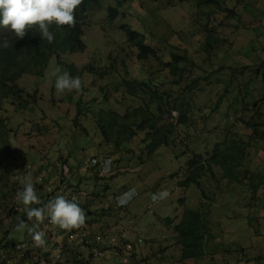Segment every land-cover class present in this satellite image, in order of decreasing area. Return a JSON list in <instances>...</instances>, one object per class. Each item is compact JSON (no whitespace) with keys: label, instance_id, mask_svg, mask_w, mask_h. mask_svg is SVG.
<instances>
[{"label":"rangeland","instance_id":"374dc122","mask_svg":"<svg viewBox=\"0 0 264 264\" xmlns=\"http://www.w3.org/2000/svg\"><path fill=\"white\" fill-rule=\"evenodd\" d=\"M102 1V9H92L85 25L86 50L72 54L70 61L83 66L89 61L102 58L104 65L107 66L112 62V57H108V53L112 52L113 56L116 55L113 60L117 66L115 69L116 79L120 78V72L125 73L126 70H130L131 76H136L139 67L144 71L152 69L156 75H164L165 69L160 70L162 65L160 60L150 57L142 62L137 56V49L124 42V36L119 27L122 22H128L135 29L145 33L150 44L159 48L163 57L170 53L172 46H178L181 49L188 47L192 58L190 62L194 63H190L187 67L191 72L190 76L195 79L199 78L201 84H204V79L201 78L205 76H209L211 80L210 84L204 85V91L195 92L196 108L200 111L196 128L198 131L194 132L190 138L185 137L183 145L180 143L164 145L158 148L153 155L141 149L140 136L143 135V132L127 144L123 152L117 151L113 145L105 143L94 125L92 114L87 115L83 120L82 125L86 127V131L79 129L77 133L70 134L73 133L74 127L72 123L67 124V121L75 116L76 103L66 99L68 96L66 93L69 91L65 90L61 93L55 88L56 79L62 74H60L54 57L51 59L44 77L28 74L21 77L18 82L26 92H36L37 106L40 110L38 109L36 112L23 109L15 110L11 104L6 103L7 111L4 115L9 116V126L12 130L8 140L10 149L0 152V159L7 155L4 165L9 168V173L2 176L5 180L0 182L2 227L10 220L15 219L12 215H8L13 205V196L10 192L8 197L4 195L5 198H3V189L16 180L17 176L20 178L26 176L27 172L20 170L22 165L28 166V168L31 165L36 168L41 160V163L58 166L53 169L58 171L59 166L62 165L58 160V155L63 154L66 157L67 154L56 148L58 143L63 142L65 138L69 142L67 144L66 142L60 143L61 147L71 150L82 160H88L95 156L88 162H91L92 165L100 163L97 169L102 167L103 162H107L110 165L108 175L117 174L112 187L103 191L106 194L86 198L89 191L93 193L101 189L102 184L98 183L97 186L93 185L80 197L84 200L83 202H91L90 208L95 210V217L101 224V229H109L105 235L115 233L117 236L111 235L109 242L119 244L121 249L115 251L114 254L107 253L105 258L114 255L115 258L111 259L112 264H129V261L126 263L125 260L133 254L137 264H144L143 262L154 264L153 262L163 257H165V261L162 264H178L176 261L181 257V254L169 240V237L172 236V227L180 223L186 207L196 209L200 201V191L195 183H191L187 187L179 185V181L184 179V170L191 151H202L201 153L205 154L204 148L216 141L214 133L220 134L224 129L226 132V129L233 128L235 132L244 136L252 133L251 129L237 119L243 110L238 111L237 116L233 113L236 112L234 111L235 102L240 101L241 98L237 94V86L243 88L249 82V87L253 89H250L251 95H243L238 108L249 106V102H252L255 96L264 93L261 78L258 77L259 81L254 79L253 82H250L249 80L254 76L253 72L255 71H251V69L264 61V0H227V6L236 10L239 19L232 18L228 11L222 12L213 7L216 10L213 12L214 19L218 20L216 24L219 43L212 55H208L204 50L205 32L200 30L201 26L191 25V20H197L199 9H206L204 3L197 8L188 1L179 3L178 0H133L122 7V17L110 23L107 20V12L104 11L111 5L112 0ZM251 4L254 6L252 12L249 11L250 6H248ZM6 31L9 32V29ZM117 46H119V50L115 49ZM246 65H249L248 72L245 76L240 72L235 73L236 76L232 78L231 82L234 87L232 86L227 98L222 100L223 107H228L229 104L233 105L231 110L233 118L228 119L219 112H215L213 108L216 106V100L220 93L223 92V85L230 80L234 73L232 68ZM222 66L225 67L219 70ZM262 71L264 69L260 70V72ZM83 83L87 90L83 94L75 93L74 98L78 99L81 95L83 102L91 106L92 110L100 107L99 103L95 105L94 102L93 104L92 99L98 97L102 100V86L111 92L109 100L103 101L101 104L106 110L112 109V106L118 105V103L119 109L124 110L132 100L126 98L122 90H113L114 86L109 82V78L99 79L88 73L84 76ZM174 115H177L176 112ZM246 116H250V114L247 113ZM214 125L218 126L216 130L213 129L209 132L207 137L202 135ZM63 132L69 133L64 134ZM71 135H76L74 141H72ZM181 137H179L180 141ZM185 143L190 145L188 151ZM127 148L132 151L126 152ZM259 150L258 147L252 152L254 166L263 165L262 162H264V153ZM107 153L109 155L106 157ZM118 159L120 161H117ZM69 165L71 166V164ZM108 167L106 166L105 170ZM83 171L84 169L81 170L80 176H83ZM88 174H92V172L88 171ZM66 180L73 184L76 182L74 175L67 177ZM19 182L22 184L20 179ZM217 183L218 179L211 180L213 191ZM119 187L120 189L125 188V192L135 188L137 192V195L122 207L117 206L115 202V195L118 193ZM164 190L168 191V197L154 202L153 194ZM221 194L218 200L228 201L226 198L229 196H233L235 199L233 202L229 201L233 208L229 210L228 219L213 228V234H216L213 245L220 246L222 249L225 247L243 248L240 253L232 252L226 257L228 264H264V235L255 236L256 232L249 225V220L243 218L249 210L235 205L240 198L245 196L236 197V194L231 190ZM182 198L185 199L184 204ZM244 200L248 202L247 197ZM259 207L261 211L258 213V220L262 222L260 226L261 231L264 232V203L262 202ZM262 207L263 209H261ZM103 212L106 214L102 218ZM240 212L241 214L235 218L229 219ZM99 223H94V227L98 228ZM22 232L23 230H16L11 236L21 240L23 236L16 234ZM128 241L132 242L134 247L130 243L131 247L127 249ZM166 245L167 248H165ZM160 248H165L163 254ZM7 250L9 256L13 255L12 251ZM155 251L158 252L154 254ZM3 253L2 250L0 264L4 261ZM147 256L150 259L148 261ZM102 257L95 260L93 264H104ZM37 259V257H32L26 261V264H36ZM222 261L223 258L219 253L213 260L212 255L209 254L204 259L187 261L186 264H222Z\"/></svg>","mask_w":264,"mask_h":264},{"label":"trees","instance_id":"16d2710c","mask_svg":"<svg viewBox=\"0 0 264 264\" xmlns=\"http://www.w3.org/2000/svg\"><path fill=\"white\" fill-rule=\"evenodd\" d=\"M133 0H112L111 5L104 11L107 12V20L112 23L117 18L122 17V7L128 2ZM179 3L188 1L195 7H200L203 3L206 4V9H199L197 20H191V25L200 27L204 31L205 39L203 40L204 50L208 55H212L218 47L219 35L217 29V19H214L213 12L216 7L220 11H228L230 16L239 19L236 10L227 6V0H178ZM102 0H83V3L75 12L76 25L75 27H63L57 29L55 25L51 27L54 33V42L48 43L47 40H42L41 36L36 29L30 30L23 39H15V36L6 31L7 28L0 26V38H9L12 47L7 49L0 48V152L10 149L9 147V133L12 128L9 126L8 117L4 113L7 111L6 103L12 105L15 110H30L36 112L40 108L37 106L38 97L36 92H26L23 87L19 86L18 82L21 77L33 74L37 77H44L49 67L52 58H56L57 64L60 69V74L68 72L72 77L79 76L84 79L86 74H92L95 78L105 79L109 78V82L113 83V90L123 91L125 97L131 98L126 109H119V103L114 104L112 109L106 110L102 107V102L109 100L111 92L105 86L101 87L103 94L102 100L94 97L92 102L95 105L100 104V107L92 110L91 106L85 104L82 97L74 98L77 91L73 90L66 97L69 101L76 103L75 116L68 119L67 124H73V133H77L79 129L86 131L83 124L86 116L92 114L94 125L99 130L103 140L107 144L113 145L117 151L123 152L125 146L129 144L141 132L140 136L142 143V150L149 152L153 155L158 148L164 145H176L180 143L183 145L185 137L194 135L198 126L199 109L196 108L195 92L204 91L205 86L211 83L209 76H205L204 84H201L199 78H192L190 70L187 69L192 61L189 54V48L181 49L178 46H172L170 53L165 57L160 49L150 44L148 36L132 27L128 22L120 24V30L124 36V42L133 48L137 49V56L140 61H146L150 57H155L162 63L160 70L165 69L164 75H156L152 69L144 71L141 67L138 68L136 76L130 75V70L125 73L120 72V78L116 79L115 69L117 66L114 64L112 52L108 53V57H112V62L107 66L104 65L102 58L89 61L83 66L77 65L74 61H70V56L74 53L84 52L87 44L84 40L85 25L90 17L92 9H102ZM250 6L249 11H253V4ZM209 7V9H207ZM104 10V9H103ZM195 17V15H194ZM194 19V18H193ZM151 33V32H150ZM115 49L119 50V46ZM124 61V60H123ZM191 64H194L193 62ZM248 66L233 67L234 73L230 80L223 85V92L220 93L219 98L216 100V106L213 108L215 112H219L226 118H233L231 110L233 105L229 104L228 107L222 106V100L227 98L231 92L233 84L232 78L236 76L235 73L240 72L244 75L248 72ZM222 66L219 68L221 70ZM264 69L263 63L255 66L251 71L255 70L254 76L249 80L250 82L259 81L261 78L262 91L264 90ZM262 75V76H261ZM259 77V78H258ZM84 85V83H83ZM249 82L245 87L237 86V94L241 97L240 101L235 102L233 114L237 116L238 111L242 114L237 116L243 125L252 130L251 134L246 136L235 132L233 128L226 129L219 133H214L216 141L207 145L204 148L205 154L202 151L192 150L184 170V179L179 181V185L187 187L191 183H195L200 191L199 206L196 209L185 208L181 221L178 225L172 227V236L169 237L171 245L177 247L181 257L176 261L178 264H186L187 261L199 260L206 258L209 254L212 255V260L220 253L223 258L222 264H228L227 256L232 252L240 253L243 248H229L222 249L220 246L213 245L216 239V234H213V228L221 225L229 217V210L232 209L229 201H234L233 196L226 198L228 201L218 200L221 193L228 190L233 191L236 197L243 195L235 205L249 210L244 219L249 220V225L254 228L256 234L263 236L264 232L261 231L262 222H259V205L264 203V162L263 165L257 164L254 166L252 152L259 147V151L264 153V93L260 96H255L249 106H242V97L245 94L251 95ZM234 87V86H233ZM236 87V86H235ZM87 89L85 85L79 91L83 94ZM237 100V99H236ZM239 100V98H238ZM240 109V110H238ZM176 112V116L174 115ZM249 113L250 116H246ZM40 117V116H39ZM218 126H212L205 131V137L213 129L216 130ZM72 129V128H70ZM64 134L69 132H63ZM182 136V137H181ZM199 136V135H198ZM181 137V141L179 140ZM76 135H71L74 141ZM61 144L69 142L65 138ZM58 143L57 148L59 151H65L67 156L63 154L58 155V160L63 164H67L70 171L76 178L75 187L76 192L79 194L80 207L86 215H95V210L90 208V201L80 199L81 194L89 191L98 183L102 184L101 189L97 192L91 193L86 196L93 197L95 195L106 194L103 191L111 188L114 184L115 174L111 177L100 176L97 166L100 163L92 165L88 160H82L79 155H76L71 150H67ZM187 151L190 149L189 144L185 143ZM62 148V149H61ZM130 152L131 149H126ZM109 155L107 153L106 157ZM114 155V154H113ZM122 155V154H121ZM71 157H73L71 159ZM95 157V156H94ZM126 157V156H125ZM124 157V158H125ZM7 155L0 159V182L5 180L3 174L9 173V168L4 163L7 161ZM41 161V160H40ZM38 162L37 167L31 166L28 174H31L35 186L36 193L41 200V205H31V207H40L46 204L57 193L69 197L74 185L66 180L69 177L64 173V167L59 166L58 171L53 170L58 166H54L45 162ZM117 161H120L118 159ZM86 162V163H85ZM41 163V164H40ZM71 164V166L69 165ZM7 167L5 170L4 168ZM26 166L22 165L20 170H24ZM84 167V168H83ZM84 169L83 176H80L81 170ZM91 171L92 174H88ZM26 174V176L28 175ZM33 174V175H32ZM104 179V180H103ZM218 179V183L213 191L211 180ZM93 183V184H92ZM92 184V185H91ZM23 187L19 180H14L11 184L7 185L3 190V198L11 196L15 191ZM249 192V193H247ZM246 193V194H245ZM245 194V195H244ZM248 202H245V198ZM182 203L185 199L182 198ZM241 204V205H240ZM263 209V207L261 208ZM17 213L16 215H13ZM235 214L231 218H235ZM8 215H12L15 219L7 222L2 227L3 221L0 218V252L3 250L4 261L1 264H26L30 259V251L15 249V243L19 241L12 237L11 234L17 230V224L23 219L28 226H32L35 222L28 221L27 215L22 205L19 211L12 208ZM87 218V216L85 217ZM91 219H96L92 217ZM86 220V219H85ZM173 221V219H171ZM256 220V223H255ZM88 221V220H87ZM48 223V220H47ZM53 224L48 223V226L41 224V229L46 230ZM63 230V229H62ZM62 230L60 233H62ZM16 234V233H15ZM26 237L29 234L27 228L21 234ZM260 235V236H261ZM129 242V241H128ZM133 245L132 242H129ZM74 244L73 246H77ZM70 247V246H69ZM67 247V248H69ZM134 247V245H133ZM168 246L166 245L165 248ZM164 248V249H165ZM13 252V255L7 254L8 250ZM164 249L160 248L163 254ZM158 251H155L157 253ZM70 257L71 264H93L98 260L94 255L82 252L73 248ZM1 257V255H0ZM102 257L104 264H112L111 259L115 258L114 255ZM7 258V259H6ZM147 261L150 260L147 256ZM145 259V260H146ZM165 257L157 259L154 264L164 263ZM129 264H137L133 254L128 259ZM144 264H147L143 262ZM67 264V263H66ZM122 264V263H119ZM215 264V263H212Z\"/></svg>","mask_w":264,"mask_h":264},{"label":"clouds","instance_id":"9594fccd","mask_svg":"<svg viewBox=\"0 0 264 264\" xmlns=\"http://www.w3.org/2000/svg\"><path fill=\"white\" fill-rule=\"evenodd\" d=\"M82 3L83 0H0V26L9 29L15 39H23L30 30L36 29L42 40L53 43L54 33L51 31V27L53 25L57 29L65 26L75 27L77 22L75 12ZM12 46L8 36L0 38V48L7 49ZM83 86L82 79L79 76L72 77L68 72L59 75L55 82V88L61 93L65 90L79 92ZM62 166L65 174L68 176L73 175L67 164H62ZM106 166H109L107 170H105ZM109 168L110 165L103 162L98 174L106 178L111 176L112 174L108 175ZM30 169L31 166L30 168L28 166L24 168L26 174L29 173ZM19 179L23 187L15 191L10 211L12 208L19 211L23 205L27 220L35 223L28 226L23 219L19 221L17 230L27 228L31 235L17 241L15 249H28L31 255L30 258H38L36 264H71L70 257L73 248L94 255L93 258L96 257V259L101 256L104 257L107 253L114 254L115 251L121 249L119 244L109 242L111 235L116 236V234L111 233L106 236L105 233L109 229H101V224L97 218L91 219L95 215H86L80 207L81 201L78 199L79 194L76 192L75 184L71 183L74 187L69 190L72 192L69 197L57 193L46 204L40 207H31V205H41L32 176L31 174L23 178L17 176L16 180ZM117 190L115 202L119 207L126 205L137 195L135 188L126 192L125 188L120 189L119 187ZM168 195V191L164 190L153 194L152 200L155 202L166 199ZM105 214L106 212H103L101 217L103 218ZM86 216L87 218H85ZM47 220L48 223L53 225L46 230L41 229V224L48 226ZM96 222L99 223L98 228L94 227ZM61 230L62 233H60ZM124 236L125 233L123 238ZM74 244L78 245L73 246ZM127 246V249H130L131 244L128 243ZM125 262L128 263V259Z\"/></svg>","mask_w":264,"mask_h":264}]
</instances>
